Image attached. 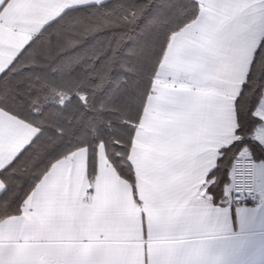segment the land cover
Wrapping results in <instances>:
<instances>
[{"label":"crops","instance_id":"0c3cea01","mask_svg":"<svg viewBox=\"0 0 264 264\" xmlns=\"http://www.w3.org/2000/svg\"><path fill=\"white\" fill-rule=\"evenodd\" d=\"M108 1L0 0V75L65 11ZM195 1L200 14L171 37L135 134L138 201L104 146L92 184L88 152L78 150L52 166L19 216L0 223V264H264V161L256 204L233 207L231 182L224 200L208 192L236 139V99L264 37V0ZM255 114L253 139L264 148V97ZM38 133L0 109V171Z\"/></svg>","mask_w":264,"mask_h":264},{"label":"trees","instance_id":"16d2710c","mask_svg":"<svg viewBox=\"0 0 264 264\" xmlns=\"http://www.w3.org/2000/svg\"><path fill=\"white\" fill-rule=\"evenodd\" d=\"M200 14L195 0H110L65 11L47 24L0 75V109L39 130L0 171V223L19 216L58 161L88 152L90 184L98 149L136 192L130 153L171 37ZM264 97V37L236 99V139L210 174L209 194L224 200L234 159L264 161L253 139Z\"/></svg>","mask_w":264,"mask_h":264},{"label":"built area","instance_id":"2783aa9c","mask_svg":"<svg viewBox=\"0 0 264 264\" xmlns=\"http://www.w3.org/2000/svg\"><path fill=\"white\" fill-rule=\"evenodd\" d=\"M257 201L256 161L252 156H237L231 169L230 204L244 207Z\"/></svg>","mask_w":264,"mask_h":264},{"label":"rangeland","instance_id":"374dc122","mask_svg":"<svg viewBox=\"0 0 264 264\" xmlns=\"http://www.w3.org/2000/svg\"><path fill=\"white\" fill-rule=\"evenodd\" d=\"M179 44H180V43H179ZM172 55H173V54H172ZM180 55H182V54H180ZM185 55H186V54H185ZM201 55H202V54H201ZM182 59H183V56L181 57V60H180L181 63H182ZM168 63H169V61H168ZM168 67H169V66H168ZM168 67H167V68H168ZM166 70L169 72V74H170L169 76H171L173 79H174V77L177 75V73L175 74V71H174L175 68L172 67V66L170 67V69H166ZM166 70H165V71H166ZM238 156H251V155L246 154V153H243V154H240V155H238Z\"/></svg>","mask_w":264,"mask_h":264}]
</instances>
